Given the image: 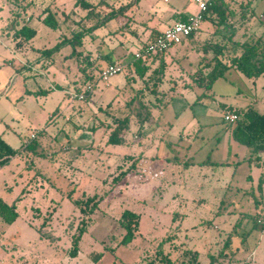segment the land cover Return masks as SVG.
<instances>
[{
  "label": "rangeland",
  "instance_id": "374dc122",
  "mask_svg": "<svg viewBox=\"0 0 264 264\" xmlns=\"http://www.w3.org/2000/svg\"><path fill=\"white\" fill-rule=\"evenodd\" d=\"M222 1L238 30L204 19L195 35L140 75L135 69L144 62L129 65L141 48L129 35L133 21L161 19L158 28L165 29L197 13L192 0H0L1 137L16 151L38 132L31 150L0 166V198L17 214L12 224L0 218V264H163L157 246L165 239L161 250L170 264L185 260L186 250L198 254L197 264H210L212 256L214 264H264V152L235 142L236 122L223 120L236 109L264 112V73L249 78L233 67L210 81L214 54L202 50L209 41L227 44L232 31L235 40L264 43V0ZM46 7L56 29L39 19ZM97 22L103 24L80 41H65ZM24 26L35 36L16 47L22 38L14 33ZM108 35L122 46L109 49ZM109 60L123 72L97 83L86 101H70L84 73L96 79ZM126 117L128 128L109 141L113 120ZM124 157L126 167L117 169ZM94 194L104 198L86 216L76 203ZM124 211L138 217L126 246L120 245ZM81 225L86 232L70 258Z\"/></svg>",
  "mask_w": 264,
  "mask_h": 264
},
{
  "label": "trees",
  "instance_id": "16d2710c",
  "mask_svg": "<svg viewBox=\"0 0 264 264\" xmlns=\"http://www.w3.org/2000/svg\"><path fill=\"white\" fill-rule=\"evenodd\" d=\"M32 2L33 1L28 3V5H31ZM250 5L251 4H249V6ZM128 7L129 4H127L124 7H120L119 12H123ZM42 14L44 15V18L42 19L41 22L45 26L51 29H56L57 24L54 21L53 14L49 12V7H46L42 11ZM253 15H254L253 11H251L250 12V16H252L251 19L253 18ZM112 16H114V14ZM214 17H216L218 21L212 20L214 19ZM230 17H232V14L227 10V5L222 0H209L207 11L203 14V20L207 19L212 24L215 23L216 25L214 26L226 27L229 25L231 29L233 28L238 30V26L234 28L232 22H228L229 21L228 19ZM185 20L186 19L183 18L178 21H185ZM99 24L102 25L103 23L97 22L96 24L85 29V31L75 35L72 39L65 41L66 42L76 41V40L80 41L81 37L87 34V32H91L97 29V27H99ZM14 35L16 37L22 38V40L18 41L16 45V46H20L22 45V41L28 42L35 36V30L24 26L19 30L15 31ZM227 39H228L227 42L223 41L224 43L227 44L212 43L209 41L207 42V44H205L202 47V50L204 51H207V49L210 48L214 54L213 58L210 59L212 61L214 60L215 62V65L209 77L210 81H215L217 78L222 77L225 71L233 67L239 69L245 76L249 78H257L264 73V49H263L264 43L261 37L239 41V40H235V33L232 31L230 35L227 36ZM60 47L61 46H59L58 44L54 48L45 50V52L53 53L54 51L58 50ZM226 48L227 49L232 48L230 51H228L231 56L230 55L227 56L226 53L223 54V51ZM163 54L164 53L153 54L150 56H146L145 58H142L140 60H135L133 55L132 56L133 58L129 62V65L130 64L135 65V62L137 61L144 62L145 65L143 67H137L135 69L136 74L143 75V71L145 70V68H148L149 60L163 56ZM202 62L209 63V60H206V56H204L202 57ZM112 63L115 62L110 60L109 64ZM198 72H201V70H198ZM130 78L133 77L130 75ZM96 79H94V77H90L86 80L85 83H94ZM235 111L238 114L239 119L236 121L234 127L230 131V135L233 138V140L240 145L248 147L253 154L257 155L261 152H264V112L262 114H259L253 109H246V110L236 109ZM113 124L115 125V127L109 137V141L111 142H114L115 136L117 134L123 132V130L125 131L128 128L129 118L126 117L123 119H114ZM121 128H123L122 131L120 130ZM16 153L17 151H15L9 145H7L0 137V166H3L6 163H8L9 159L11 157H14ZM128 159H130V157H124L123 159H121L120 161L122 162V166H117V169L119 168L122 169L124 166L126 167L125 162H128L129 161ZM129 170L130 169L127 168L124 171L118 172V174L113 177L111 181L112 184L117 185L124 178V175H126L129 172ZM103 198L104 196H98L96 194L89 197L82 195V199L76 203V206L80 209L81 213L88 216L94 213L95 209L98 207V204L103 200ZM13 209H14V205L8 206L0 198V218L3 220V222L7 224H12L15 221L17 214L14 212ZM120 225L125 230V234L120 241V245L126 246L128 245V243L131 242V240L134 238V235L137 233L138 217L129 211H124L120 217ZM85 232H86L85 225H81L80 227H77V233L72 235L71 248L68 253L70 258L77 257L79 242L81 240L82 235ZM166 240L167 239L162 240L158 244L157 252L161 253L159 259L160 261L163 262V264H170L169 254H162V250H161L162 245L167 243ZM229 242H230L229 240L224 242L219 255H221V253H224ZM182 256L183 258H185V260L181 261L179 264H197L198 254L196 252L186 250L182 252ZM95 258L99 259L100 254L95 255ZM209 263L210 264L215 263L213 256L211 257Z\"/></svg>",
  "mask_w": 264,
  "mask_h": 264
},
{
  "label": "built area",
  "instance_id": "2783aa9c",
  "mask_svg": "<svg viewBox=\"0 0 264 264\" xmlns=\"http://www.w3.org/2000/svg\"><path fill=\"white\" fill-rule=\"evenodd\" d=\"M166 2V0H164ZM197 7V13L189 16L185 21H177L158 34L153 41L143 45L139 51L134 53V59L140 60L153 54H162L167 50L180 45L183 41L199 31L203 21V14L207 11L209 0H192ZM124 66L119 63H112L105 66L98 74L94 83L85 84L79 91L67 94L70 101H85L95 94L97 83L107 85L110 78L123 72ZM239 119L235 110L228 111L224 114L223 120L226 124H233ZM38 132L30 135L34 140ZM261 223V220L258 221Z\"/></svg>",
  "mask_w": 264,
  "mask_h": 264
},
{
  "label": "crops",
  "instance_id": "0c3cea01",
  "mask_svg": "<svg viewBox=\"0 0 264 264\" xmlns=\"http://www.w3.org/2000/svg\"><path fill=\"white\" fill-rule=\"evenodd\" d=\"M32 4H34V2H32L31 3V5ZM31 5H29V6H31ZM42 16H40L39 17V19L42 21V19L44 18V15L43 14H41ZM189 16H191V15H180L179 17H178V19H177V21L178 20H180V19H187ZM137 19H139V18H136V20H134L133 22L135 23L134 25H135V29H136V31H131L130 30V34L129 35H131L132 36V38L135 40L134 42H133V44L134 43H137L139 46H143V45H145L146 43H148V42H150V41H152L158 34H160L163 30H165L166 28H168L169 26H171V25H169L168 27H166L165 29H159L158 28V26L160 25V23L162 22L161 21V19H158V20H154V18H151V20H149L150 22L148 23V25H147V23H145V22H141V21H139V20H137ZM141 20V19H140ZM177 21H175V22H177ZM139 31V32H138ZM110 35H108V36H104V40H103V42L104 41H106L105 42V45L106 46H108V48L109 49H114L115 47H116V45L117 46H122V42H117L116 40H114L113 39V37H109ZM112 42H114V43H116V44H112ZM112 45H113V47H112ZM21 46V45H20ZM20 46H16V47H20ZM164 55H165V53L163 54V56H160V57H158V58H155V59H152V60H149V65H151V67H156V64L157 63H159L160 61H163V57H164ZM112 61H114V60H112ZM109 62H110V60L105 64V65H103V66H101V67H99L98 68V71H101V69H103L105 66H107L108 64H109ZM24 69H25V67H23ZM28 68V67H27ZM39 70H40V68H39ZM41 70H42V68H41ZM41 75V74H40ZM93 75H91V74H87V73H84V75L82 76L84 79H88V78H90V77H92ZM79 84V83H78ZM84 84L85 83H81V85H80V87H78L79 89L81 88V87H83L84 86ZM77 91H78V89H77ZM11 115L15 118V119H18V117H19V113H13V112H11ZM20 118V117H19ZM21 123H22V125H24L25 127H28V125H29V122H27V121H21ZM34 132H36V131H32L31 133H30V135L32 134V133H34ZM30 135L28 136V137H24L23 139H22V141H21V145H22V147L20 148V149H17L16 151H17V153H16V155H24V154H26L27 153V151L28 150H31L33 147H34V142H35V140H36V138L34 139V140H31L30 139ZM2 136V133H0V137ZM79 138H84V136L83 135H81V136H79ZM78 138V139H79ZM1 139L7 144V145H9L11 148H12V145H10L6 140H4L2 137H1ZM13 149V148H12ZM15 155V156H16ZM119 161H120V159H119ZM121 162V161H120ZM117 165V164H116Z\"/></svg>",
  "mask_w": 264,
  "mask_h": 264
}]
</instances>
